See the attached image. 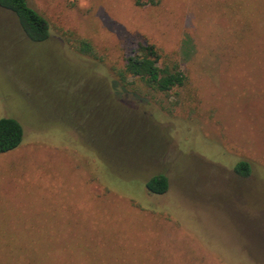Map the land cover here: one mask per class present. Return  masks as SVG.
Returning a JSON list of instances; mask_svg holds the SVG:
<instances>
[{
  "label": "rangeland",
  "instance_id": "obj_1",
  "mask_svg": "<svg viewBox=\"0 0 264 264\" xmlns=\"http://www.w3.org/2000/svg\"><path fill=\"white\" fill-rule=\"evenodd\" d=\"M27 1L50 37L0 7V264H264V0ZM146 42L183 86L119 82Z\"/></svg>",
  "mask_w": 264,
  "mask_h": 264
},
{
  "label": "trees",
  "instance_id": "obj_2",
  "mask_svg": "<svg viewBox=\"0 0 264 264\" xmlns=\"http://www.w3.org/2000/svg\"><path fill=\"white\" fill-rule=\"evenodd\" d=\"M135 6L157 5L161 0H133ZM0 7L12 12L29 40L42 42L50 37V26L46 18L33 8L27 0H0ZM73 46L81 53L94 54L91 43L84 38H75ZM116 75L127 89L135 93L167 94L185 84L187 76L177 60L164 57L153 43H139L135 51L126 59L124 66L116 70ZM140 81L142 86H134ZM23 138L20 122L12 117L0 118V154L18 147ZM236 170L244 176L249 175L250 165L240 161ZM152 194H163L168 190V177L163 173L153 175L145 183Z\"/></svg>",
  "mask_w": 264,
  "mask_h": 264
}]
</instances>
